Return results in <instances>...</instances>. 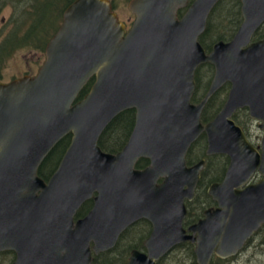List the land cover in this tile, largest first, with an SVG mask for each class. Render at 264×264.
Wrapping results in <instances>:
<instances>
[{
	"label": "water",
	"instance_id": "obj_1",
	"mask_svg": "<svg viewBox=\"0 0 264 264\" xmlns=\"http://www.w3.org/2000/svg\"><path fill=\"white\" fill-rule=\"evenodd\" d=\"M219 1L129 0L134 18L127 29L111 0H73L37 74L0 81V251H15L12 264H88L91 241L95 252L110 248L141 217L153 224L148 253L133 251L128 264H156L185 240L195 243L197 263L209 264L214 253H236L264 224V37L252 40L264 23V0H240L236 32L207 52L199 36ZM203 63L214 66V76L193 104L194 72ZM226 81L224 106L202 125L203 106ZM244 106L261 122V154L228 119ZM130 108L136 115L127 142L116 153L103 151L100 134ZM203 130L207 154L227 153L230 164L224 180L208 189L222 208L206 211L188 234L183 200L191 198L203 160L187 166L185 153ZM69 133L56 171L44 181L38 167ZM140 156L150 164L134 169ZM256 170L262 178L247 185ZM94 191L92 209L73 221Z\"/></svg>",
	"mask_w": 264,
	"mask_h": 264
},
{
	"label": "flooded vegetation",
	"instance_id": "obj_2",
	"mask_svg": "<svg viewBox=\"0 0 264 264\" xmlns=\"http://www.w3.org/2000/svg\"><path fill=\"white\" fill-rule=\"evenodd\" d=\"M27 1L28 0H20L18 2L15 1L13 3V1L9 2V0H0V7L4 6L5 4H10L13 7L17 5L27 6V4L29 5V3H26ZM111 2H113V0ZM114 10L117 13L119 19H121L117 10L116 9ZM240 11H241V5H240ZM10 19L12 21H10ZM10 19L6 25V28L0 29V81L4 83L20 78L24 75H29V76L36 75L45 59L44 50L43 51L41 50L40 45L36 43V39H32V41L27 44H22L20 42L21 41L20 39L23 34L22 32L23 30L17 29L18 28L17 19H14V17H10ZM123 21L125 22L126 28L128 29L130 25L132 24L133 20H131V18H128ZM261 25H263V23ZM51 36L49 37V39L51 38ZM232 36L229 39H231ZM219 40H223V39H219ZM227 40H224V41H227ZM252 40H257V39H254V35H253ZM22 49H27L28 51L35 52L36 54H38V56L36 57L35 60H33L32 63L30 61H26V67L23 70V72H21L20 74H13L8 78H4V76L2 75V72H3L5 58L13 54L17 50H22ZM199 66L200 65L196 67L195 69L196 72H194L195 86H194V90H193V93L190 99L191 103L193 104H198L203 99L206 92L208 91V88L214 76V66L211 65L213 67L211 79L209 81V84L207 85V90L205 94L202 96L200 90H198V87H197V77L199 78L200 76V72L197 70ZM91 79H92L91 81V84H92L94 80V76H92L88 80V82L84 85L83 88L87 86V84L89 83ZM91 84L88 85L87 89L82 94V97L86 92H88ZM230 88H231V83L229 81H226L212 94L211 97H209V99L203 106L202 111L200 112V121L202 125H206L215 119V117L217 116L219 111L222 109V107L224 106L227 100V96H228ZM126 110L131 111V114H129L128 117L127 118L125 117L123 120V122L126 125L128 124L127 135L122 140V144L120 145V148L111 153H116L123 148V146L125 145V143L127 142L130 136V133L132 132L134 128L136 111L134 108H130ZM126 110H123L120 113H118L116 116L112 118L111 121H113L116 117L120 116L121 114H124ZM228 119L231 120L236 126L240 128L247 142L254 148L256 152H258V154H261V142H262V137H263V129L259 126L261 122L250 116L248 107L244 106V107L237 108L236 110H234V112H232V114L229 116ZM70 138H71V134H70ZM58 142L52 147L50 151L53 150V148L58 144ZM69 143H70V140H69ZM69 143L67 144V146H65V148L62 150L60 155H59L60 152L59 153L57 152L58 155L55 154L56 158H54V160L52 161L53 163L52 165L51 164L44 165L45 166L44 171L41 170V166H43V163H44L43 161L50 152L46 155V157L41 162L40 166L38 167V175L42 177L44 181H47L52 176V174L56 171L61 161V158L65 150L67 149ZM207 146H208L207 134L203 130L200 132L197 138L191 142V144L189 145L185 153V162L187 166H193L197 164L199 161L203 160V164H202V167L200 168L199 178L194 188V192L191 198L185 197L183 200L186 213L182 221V226L188 234H192V231L189 230L190 226L198 223L200 220L206 217V211H214V210L222 208L219 201L214 197V195L208 192V189L211 184L221 183L224 180L227 168L230 164V156L224 152H215V153L207 154ZM100 148L105 152H109V151L104 150L101 146ZM140 161H141V164H139ZM149 164H150L149 158L140 156L138 157V159L136 160L134 164V169H144ZM261 178H262L261 174L259 173L258 170H256L251 176V178L248 180L247 185L254 184L258 182ZM162 180L163 178L159 177L157 182L160 183L162 182ZM239 189H242V187H240ZM97 194L98 193L94 191L90 197L84 199L80 203V205L78 206V208L76 209V211L74 212L72 216L73 221L83 218L89 213V211L92 209L93 204H94L93 197L96 196ZM152 230H153L152 222L145 217H141V218L134 220L130 224H128L119 233V235L117 236L115 240V243L110 248L95 252L92 249L93 242L91 241L89 243L91 259L88 264H128L129 258L132 255L133 251H138L144 254L148 253V249H147V246L145 245V241L151 235ZM262 236H264V224H262L256 231H254V233L244 242V245L242 246V248H240L236 253L228 257H224V258L219 257L214 253L211 256L210 261H214L216 259L223 260L225 262H231L232 260L236 261V259L242 254H244L249 248H254V247H257L258 245H261L263 242L261 239ZM257 238H258V243H255L254 241ZM180 246L190 247L192 249L194 259L193 260L190 259L189 262H195L196 264H198L196 261V255L194 252L195 243L190 240H185V241L175 244L168 252L164 253L158 259H156V264H166V261L168 260L170 255L171 254L174 255L176 253L183 255V256L178 257L179 259L187 258V256L184 255L182 250H178ZM0 253L4 254L3 256L4 264H12V262L16 258L15 251L11 249L2 250L0 251Z\"/></svg>",
	"mask_w": 264,
	"mask_h": 264
},
{
	"label": "trees",
	"instance_id": "obj_3",
	"mask_svg": "<svg viewBox=\"0 0 264 264\" xmlns=\"http://www.w3.org/2000/svg\"><path fill=\"white\" fill-rule=\"evenodd\" d=\"M13 3L15 1L20 0H9V2ZM29 5L27 4V10H19L15 12L11 17L17 19L18 21V30H23V34L21 37V43L27 44L32 41V39H36V43L40 45L41 50H44L45 44L48 41L49 37L55 33L57 28L60 25V21L62 20V12L64 8L73 0H29ZM112 1V0H111ZM26 2V3H27ZM113 8L115 9L114 2H111ZM240 0H220L212 11L209 13L208 20L206 21V27L203 33L199 36V41L201 45L208 52L212 46V44L219 40H227L229 39L238 25L241 22V11H240ZM17 9L19 7H25L17 5L15 6ZM54 12L58 16V22H51L50 28L48 26L45 27V14ZM184 12V9H180L178 11V15H181ZM10 19V18H9ZM10 21H12L10 19ZM15 21V20H14ZM218 21V22H217ZM47 25V24H46ZM257 32V33H256ZM254 34V39H259L264 36V23L260 26ZM26 46V45H25ZM204 65V66H203ZM200 72L199 78L197 77V87L200 90L201 95L203 96L207 90V85L211 79V75L213 72V67L209 63L202 64L197 69ZM92 79L89 81L87 86L80 91L77 99L82 97V94L87 89L88 85L91 84ZM131 114L130 110H126L124 114L116 117L113 121H111L107 127L102 132L98 143L99 145L106 151L114 152L120 148L122 144V140L127 135V127L123 120ZM122 119V120H121ZM70 140V134L63 137L58 144L53 148L52 151L47 155L44 159L43 166H41V170L44 171L45 164H53L52 161L55 156L61 154L62 150L67 146ZM58 152V153H57ZM56 154V155H55ZM141 164V161L139 162ZM178 250H182L184 255L187 256V259H194V255L192 253V249L187 246H180ZM0 255H3L0 253ZM175 257H179V255H175ZM225 261L216 259L214 261H210L209 264H219L224 263ZM180 263V262H179ZM189 264H196L195 262H190Z\"/></svg>",
	"mask_w": 264,
	"mask_h": 264
},
{
	"label": "rangeland",
	"instance_id": "obj_4",
	"mask_svg": "<svg viewBox=\"0 0 264 264\" xmlns=\"http://www.w3.org/2000/svg\"><path fill=\"white\" fill-rule=\"evenodd\" d=\"M128 1L129 0H113L115 4V9L119 13L121 19L126 20L131 18L133 20L134 15L128 9ZM29 2V0H28ZM27 2V3H28ZM19 10H27L25 7H16L11 6L10 4H5L0 7V29L6 28L7 23L9 22V18ZM52 12V11H51ZM45 27L48 26L50 28L51 22L57 23L58 16L54 12L45 14ZM61 22V21H60ZM218 22V21H217ZM47 24V25H46ZM32 49V48H31ZM38 54L32 51H28L27 49L17 50L13 54L9 55L4 60L3 72L2 75L4 78H8L13 74H20L26 67V61H30L36 59ZM262 244L258 245L254 248H249L244 254L239 256L236 261L232 260L231 262H224L219 264H264V236L261 237ZM258 243V238L254 241ZM175 255L183 256L182 254L176 253L174 255H170L166 264H189V259L183 258L179 259L175 257ZM182 260V261H181ZM180 262V263H179ZM0 264H4V257L0 255Z\"/></svg>",
	"mask_w": 264,
	"mask_h": 264
},
{
	"label": "bare ground",
	"instance_id": "obj_5",
	"mask_svg": "<svg viewBox=\"0 0 264 264\" xmlns=\"http://www.w3.org/2000/svg\"><path fill=\"white\" fill-rule=\"evenodd\" d=\"M211 14V13H210ZM209 17V16H208ZM208 20V19H207ZM257 33V32H256ZM204 66V65H203ZM196 72V71H195ZM195 75V74H194ZM227 84V83H226Z\"/></svg>",
	"mask_w": 264,
	"mask_h": 264
}]
</instances>
